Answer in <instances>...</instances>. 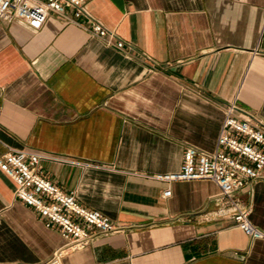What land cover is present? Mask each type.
<instances>
[{"label": "crops", "instance_id": "crops-1", "mask_svg": "<svg viewBox=\"0 0 264 264\" xmlns=\"http://www.w3.org/2000/svg\"><path fill=\"white\" fill-rule=\"evenodd\" d=\"M90 20L125 47L94 36ZM78 21L86 27L56 13L40 29L0 20V155L94 163L40 167L122 226L62 264H264V239L218 213L217 183L158 177L188 146L215 148L229 102L264 128V0H91ZM16 187L0 168V264H35L63 238ZM237 196L264 230V177Z\"/></svg>", "mask_w": 264, "mask_h": 264}, {"label": "built area", "instance_id": "built-area-1", "mask_svg": "<svg viewBox=\"0 0 264 264\" xmlns=\"http://www.w3.org/2000/svg\"><path fill=\"white\" fill-rule=\"evenodd\" d=\"M91 0H0V20H20L33 29H40L50 13L86 27L78 21L84 16L85 5ZM73 10V16L67 10ZM90 32L107 45L124 48L126 43L114 30L90 20ZM129 46V45H128ZM235 101L225 106V115L215 148L201 151L188 146L180 168L158 177L167 182L210 179L220 187L218 213L233 219L236 226L254 239H264V230L251 218V207L237 196V191L264 177V128L238 113ZM44 159H60L81 165L89 161L55 155L29 148L7 149L0 155V168L16 182V195L57 227L63 238L61 245L43 261L35 264H62L63 259L89 245L98 235L115 233L122 226L112 222L101 211L86 208L74 193H67L41 170ZM171 194V188L164 195Z\"/></svg>", "mask_w": 264, "mask_h": 264}]
</instances>
